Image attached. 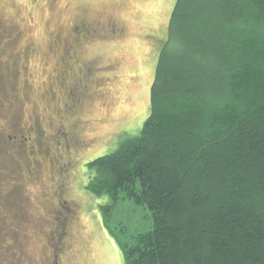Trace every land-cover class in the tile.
<instances>
[{"label": "rangeland", "instance_id": "obj_1", "mask_svg": "<svg viewBox=\"0 0 264 264\" xmlns=\"http://www.w3.org/2000/svg\"><path fill=\"white\" fill-rule=\"evenodd\" d=\"M175 3L0 0V264H125L152 229L128 199L105 225L86 164L149 115Z\"/></svg>", "mask_w": 264, "mask_h": 264}, {"label": "trees", "instance_id": "obj_2", "mask_svg": "<svg viewBox=\"0 0 264 264\" xmlns=\"http://www.w3.org/2000/svg\"><path fill=\"white\" fill-rule=\"evenodd\" d=\"M137 135L86 189L148 210L125 264H264V0H176Z\"/></svg>", "mask_w": 264, "mask_h": 264}, {"label": "flooded vegetation", "instance_id": "obj_3", "mask_svg": "<svg viewBox=\"0 0 264 264\" xmlns=\"http://www.w3.org/2000/svg\"><path fill=\"white\" fill-rule=\"evenodd\" d=\"M59 78H60V79H63V78H64V76H62V75H61V76H59ZM60 81H63V80H60ZM60 81H59V82H60ZM61 84H62V83H61ZM61 125H62V124H61ZM31 127H33V128H38V127H39V122H38V120H37V119L33 121V123H32V126H31ZM13 138H14V137H13ZM62 178H64V177H62ZM64 203H66V202H64Z\"/></svg>", "mask_w": 264, "mask_h": 264}]
</instances>
